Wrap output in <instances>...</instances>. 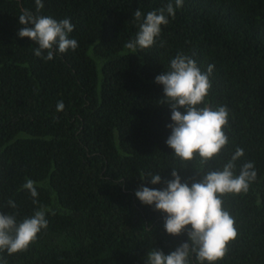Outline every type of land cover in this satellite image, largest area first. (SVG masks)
<instances>
[{"label":"trees","instance_id":"1","mask_svg":"<svg viewBox=\"0 0 264 264\" xmlns=\"http://www.w3.org/2000/svg\"><path fill=\"white\" fill-rule=\"evenodd\" d=\"M168 2L42 0L40 14L69 18L78 41L46 61L18 36L21 10L35 12V0H0V212L20 222L48 210L47 229L26 252L0 253L7 264H145L152 248L169 254L187 231L169 235L166 214L135 196L141 185L166 187L140 176L170 180L176 167L191 186L237 147V172L254 162L257 178L247 194L223 197L238 236L216 264H264V0H184L155 44L133 54L125 47L138 31L133 13ZM180 51L202 71L214 65L207 102L229 110V144L199 174L194 162L180 168L166 144L171 110L155 83ZM26 179L36 182L37 204L21 188Z\"/></svg>","mask_w":264,"mask_h":264},{"label":"clouds","instance_id":"2","mask_svg":"<svg viewBox=\"0 0 264 264\" xmlns=\"http://www.w3.org/2000/svg\"><path fill=\"white\" fill-rule=\"evenodd\" d=\"M183 2L169 0L166 5L146 15L137 9L133 13V22L138 31L125 47L133 54L150 49L161 35L162 26L169 24V18L175 19L176 10L183 6ZM43 8L42 0H35V12L27 8L21 10L19 23L23 27L18 36L29 38L38 45L33 49L34 54L46 61L52 60L57 52H74L78 41L70 38V34L75 26L69 18L57 20L50 15H41ZM213 70L214 65L210 64L206 71H202L194 59L180 51L170 60L167 70L155 77V83L163 86L161 104L171 110L172 123L167 125L171 134L166 144L174 150L172 156L180 161V168L194 162L198 174L229 144L225 132L229 123L228 108H213L207 102L212 87L209 77ZM64 107L63 101L57 103L58 112ZM243 156V149L237 147L222 168L208 171L191 186L188 182L182 183L176 167L171 168L170 180L162 181L160 173L140 176L142 181L147 179L153 185L163 182L166 187L158 190L141 185L135 196L142 204L154 205V210L166 214L164 228L169 235L178 236L187 231L188 236L187 242L169 254L152 248L147 253L145 264H191L193 256L198 264H216L224 259L238 231L235 219L223 206V197L247 194L257 178L254 162L243 163L237 172L236 162ZM21 188L31 194L33 204L38 203L35 181L26 179ZM7 205L17 208L12 199L7 201ZM47 211L41 206L20 222L16 214L0 212V253L6 252L11 256L26 252L37 241L38 234L47 229ZM0 264H7V260L0 257Z\"/></svg>","mask_w":264,"mask_h":264}]
</instances>
